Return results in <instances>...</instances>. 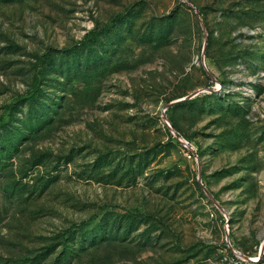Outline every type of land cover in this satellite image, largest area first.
Listing matches in <instances>:
<instances>
[{
    "label": "rangeland",
    "instance_id": "rangeland-1",
    "mask_svg": "<svg viewBox=\"0 0 264 264\" xmlns=\"http://www.w3.org/2000/svg\"><path fill=\"white\" fill-rule=\"evenodd\" d=\"M234 252L264 264V0H0V264Z\"/></svg>",
    "mask_w": 264,
    "mask_h": 264
},
{
    "label": "built area",
    "instance_id": "built-area-1",
    "mask_svg": "<svg viewBox=\"0 0 264 264\" xmlns=\"http://www.w3.org/2000/svg\"><path fill=\"white\" fill-rule=\"evenodd\" d=\"M181 142L183 143L184 147L187 149L189 153V157L197 156L196 153L191 148H189L188 143H186L183 139L181 140ZM225 260L227 261L228 264H243L245 258L241 253L234 252L232 255L225 257Z\"/></svg>",
    "mask_w": 264,
    "mask_h": 264
},
{
    "label": "water",
    "instance_id": "water-1",
    "mask_svg": "<svg viewBox=\"0 0 264 264\" xmlns=\"http://www.w3.org/2000/svg\"><path fill=\"white\" fill-rule=\"evenodd\" d=\"M197 93H198V91L194 92L191 96H193V95H195V94H197ZM163 116H164V119H165V118H166V115L164 114ZM202 185H203V184H202ZM203 188H206L205 185H203Z\"/></svg>",
    "mask_w": 264,
    "mask_h": 264
}]
</instances>
